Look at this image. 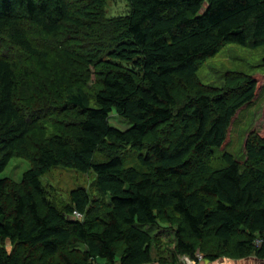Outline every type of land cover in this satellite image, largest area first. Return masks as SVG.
Returning <instances> with one entry per match:
<instances>
[{
    "label": "trees",
    "instance_id": "trees-1",
    "mask_svg": "<svg viewBox=\"0 0 264 264\" xmlns=\"http://www.w3.org/2000/svg\"><path fill=\"white\" fill-rule=\"evenodd\" d=\"M108 1L0 0V172L29 163L0 178V264L152 263L166 225L173 263L264 262V134L243 163L226 150L264 74L196 76L228 43L264 47V0H123L110 18ZM56 167L93 171L92 191L59 201L41 182Z\"/></svg>",
    "mask_w": 264,
    "mask_h": 264
},
{
    "label": "rangeland",
    "instance_id": "rangeland-1",
    "mask_svg": "<svg viewBox=\"0 0 264 264\" xmlns=\"http://www.w3.org/2000/svg\"><path fill=\"white\" fill-rule=\"evenodd\" d=\"M128 9V4L123 0H109L104 7L105 14L109 18L124 15L128 12ZM263 56L264 47L251 49L228 43L220 48L214 57L207 59L200 65L196 76L203 85L220 87L223 84L224 75L229 72H241L247 75L264 74V67L261 65ZM92 81L93 78L87 82L89 87L92 86ZM258 93L257 99L237 114L230 128L226 150L232 153L240 163L244 162L242 144L248 131L255 129L260 134H264L262 116L261 118L259 116L264 109V86ZM110 123L120 130H125L129 127L126 122L115 115L110 117ZM137 156V153L125 151L122 155L123 167H137L139 162ZM28 168V161L14 156L5 169L0 172V178H7L14 183H18ZM94 180L93 171L82 174L62 167L53 168L41 177V182L49 186L58 196V200L62 202L68 200L69 192L75 188L83 187L91 192ZM163 227L166 229L160 231V242L153 250V260L157 264H264V262L258 261L254 257L242 260L222 257L216 261L209 262L203 258L202 253L197 255L196 260H192L188 256H181L178 262L173 263L170 252L174 247L173 234L167 225ZM204 246L207 247L206 250L212 248L211 244Z\"/></svg>",
    "mask_w": 264,
    "mask_h": 264
},
{
    "label": "built area",
    "instance_id": "built-area-1",
    "mask_svg": "<svg viewBox=\"0 0 264 264\" xmlns=\"http://www.w3.org/2000/svg\"><path fill=\"white\" fill-rule=\"evenodd\" d=\"M72 216H73L74 219H76V220H81V219H82V215H81L80 213L76 212V211L73 212ZM259 243H260V241L257 240V244H259ZM188 263H189V262H188ZM147 264H157V263L152 262V263H147Z\"/></svg>",
    "mask_w": 264,
    "mask_h": 264
},
{
    "label": "crops",
    "instance_id": "crops-1",
    "mask_svg": "<svg viewBox=\"0 0 264 264\" xmlns=\"http://www.w3.org/2000/svg\"><path fill=\"white\" fill-rule=\"evenodd\" d=\"M100 264H103L102 262H100Z\"/></svg>",
    "mask_w": 264,
    "mask_h": 264
}]
</instances>
